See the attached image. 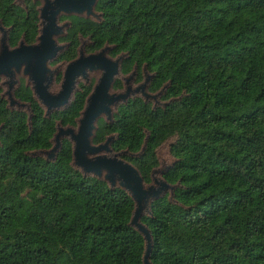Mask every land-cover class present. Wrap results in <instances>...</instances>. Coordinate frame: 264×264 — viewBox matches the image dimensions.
Wrapping results in <instances>:
<instances>
[{
	"label": "trees",
	"instance_id": "1",
	"mask_svg": "<svg viewBox=\"0 0 264 264\" xmlns=\"http://www.w3.org/2000/svg\"><path fill=\"white\" fill-rule=\"evenodd\" d=\"M0 0L9 44L31 41L35 3ZM100 21L71 17L66 39L87 36V50L104 43L123 52L120 71L152 73L147 89L166 86L162 106L139 97L117 106L111 122L98 119L92 141L114 133V150L148 182L154 150L174 137V158L162 178L177 183L172 199L150 203L140 221L151 235L152 264H264V0H99ZM89 86L63 110L43 116L29 90L15 92L31 108L9 110L0 99V264H141L143 240L129 225L133 207L69 165L62 138L53 160L46 149L55 120L74 125ZM146 131V135H145ZM145 138V139H144ZM144 140V141H143Z\"/></svg>",
	"mask_w": 264,
	"mask_h": 264
},
{
	"label": "water",
	"instance_id": "2",
	"mask_svg": "<svg viewBox=\"0 0 264 264\" xmlns=\"http://www.w3.org/2000/svg\"><path fill=\"white\" fill-rule=\"evenodd\" d=\"M93 1L43 0V6L40 8V18L43 19L41 34L37 37V42L30 45H25L22 41H19L16 47L8 48L5 42L7 30L2 31L0 35V76H4L5 80L1 84H5L7 88L5 93L8 96V104L6 106L11 108L13 103L21 107L24 106L31 116L27 104L18 103L11 92L13 85L16 83L14 75L23 67L22 73L26 75L27 81L30 82L38 104L45 109L46 116H49L51 112L63 110L69 105L73 93L77 89L75 83L78 75L81 74L86 79L85 68L101 71L91 91L84 99L78 116L74 119L76 122L75 129L72 127L65 129L58 127L51 138L54 144L48 149L47 157L44 159L53 160L60 147L61 139L65 138L70 142L71 159L69 165L72 168L78 170L82 176H92L104 181L109 188L122 189L130 197L133 204L128 223L141 235L143 240L141 264H152L149 260L152 246L151 235L148 228L140 221V217L150 214V203L165 194L163 190L168 186V182L161 179L162 186L157 189L152 185L145 186L135 166L121 157L122 154L127 156L138 155L143 148V144L138 154L131 155L127 153L126 148L119 152H112L110 146L112 140L110 138L97 145H93L91 142L98 116L104 112L108 113V104L115 102L116 111L117 106L127 99L126 94L120 96L107 94L113 76L119 73V63L122 56H116L113 59L105 56L107 45L94 53L87 55L80 53L79 57L65 64L58 90L56 92L49 90L55 71H50L46 63L48 60L53 59L56 52L61 49L54 40V36L61 33V26L57 25L56 16L60 11L66 13L85 11L90 13L94 5ZM165 86L166 83L160 86L159 91L161 94ZM0 96L3 97L2 93ZM119 97L122 98V102L117 104ZM166 102L164 101L163 105ZM153 107L155 106H151V108ZM30 116L28 118L29 126ZM58 124H60V121H58ZM29 154L36 155L35 151ZM102 174L103 176H101ZM174 184L177 186V183ZM176 186L173 185L174 188ZM167 199L171 200L172 194L171 199L168 197Z\"/></svg>",
	"mask_w": 264,
	"mask_h": 264
},
{
	"label": "rangeland",
	"instance_id": "3",
	"mask_svg": "<svg viewBox=\"0 0 264 264\" xmlns=\"http://www.w3.org/2000/svg\"><path fill=\"white\" fill-rule=\"evenodd\" d=\"M12 1L16 5H18L20 7L23 6L24 0H12ZM42 1L43 0H36L38 5H40L39 3H41ZM98 1L99 0H94L93 1L94 5H93L90 13H87L85 11L80 12V13H75V12L66 13L64 11H60L57 14V16H56L57 20H58L57 21V25L61 26V33H59L58 38L62 34H64L65 31H67V28L69 26V22H70V18L71 17L79 16V17L87 18L89 20H94V21H97V22L100 21L102 19V13L95 8L96 3ZM6 30L8 31V25H3L0 22V35H1L2 31H6ZM108 47L110 48V46L107 45V48ZM107 48L105 49L106 50V54L105 55H107ZM116 56H122L123 57L124 53H120V54H118ZM116 56H111L112 57L111 59L115 58ZM56 59L57 58H55L54 60H52L50 62V64H49L50 67H53L56 64ZM49 70L53 71V68H49ZM84 72L86 73V79L83 77V75H81V74L78 75L77 80H76L77 82L75 83V86H77V83L78 84H83V85L90 83L91 85H93L94 82L96 81V79L99 77V74H100L101 71L98 70V69L91 70V68H85ZM60 76H61V69L58 71V73H56V72L53 73V81H52L51 86L49 88V90L51 92H56L58 90V86H59L60 79H61ZM139 76H140V79H137V76L135 74V69L134 68H131L126 73H121L120 70H119V73H117V74H115L113 76V79H112V81L110 83V86H109V88L107 90V94L114 95V96L115 95L120 96L122 94H126L127 98L133 97V96L134 97H139V98L145 100L146 102H148L150 106H162L163 103H164V100L161 98V92L159 91L160 87L157 90H155V91H149L147 89L151 73L149 71H147L144 67H142L140 69ZM24 78L25 77L22 76L21 74H16L15 75V80H19V79L24 80ZM3 80H4V78L0 77V82L1 81L3 82ZM15 87H16V84L13 85V88L11 90L12 94H13V91H14ZM6 90H7V88H6L5 84L0 86V93H2L3 98L8 103V96L5 93ZM13 98H15L14 95H13ZM121 102H122V98L119 97L118 100H117V104H119ZM38 106L41 108L43 116H46L45 109L42 106H40V105H38ZM11 107L14 108V109L15 108L16 109H20L21 111L24 112L26 126H27V129H29V124H28L29 119L28 118L30 116V113L28 114V112L26 111L24 106L21 107V106H16V105L12 104ZM108 108H109L108 113H106V112L101 113L98 116V119H102L105 122H110V121L113 120V115L116 112L115 111V102H112V103L108 104ZM58 127L62 128V129H65V128H68V127H72L73 129H75L76 122L74 121V125H68V124H61V123L58 124V120H55V122H54V132L57 131ZM94 131H95V129H94ZM145 135H146V133H145ZM114 136H115L114 133H106L101 141H99L97 143H94L92 141V138H91V142H92L93 145H97L99 143H103L108 138L113 140ZM51 138H52V136L49 139L50 146L48 148H46V149H35V150L29 151L28 153H30L32 151H35L36 155H40L42 158H46L48 149H50L53 146V144H54V142H53V140ZM173 141H174V137H168L167 139H165L163 142H161L155 148L154 153H155L157 164L149 171V175H148L149 181L148 182L144 181L145 186L152 185L155 189L160 188L162 186L161 183H160V180L163 179L162 178V174L174 161V158L171 156V154L169 152V145ZM110 146H111V144H110ZM111 149H112V152H119V151L124 150L125 148L114 150L112 148V146H111ZM127 151H128L127 153H130L131 155H136V154L139 153L140 149L135 151V152H132V151H129V150H127ZM101 176H103V174ZM173 185L176 186V184H169L168 183V186L163 190V193H165L167 195V197L170 198V199H171L172 190L174 188Z\"/></svg>",
	"mask_w": 264,
	"mask_h": 264
},
{
	"label": "flooded vegetation",
	"instance_id": "4",
	"mask_svg": "<svg viewBox=\"0 0 264 264\" xmlns=\"http://www.w3.org/2000/svg\"><path fill=\"white\" fill-rule=\"evenodd\" d=\"M25 1L26 0H24V2H23V6H21V8H24V3H25ZM30 2H32V3H35V10H36V12H37V14H36V18H37V20H36V22H35V31H34V33H33V36H32V39H31V41H27L26 39H25V37H24V33H20L19 34V36H18V38L15 40V42L13 43V44H9V31H10V29H11V26L10 25H8V31L5 33V42H6V44H7V46H8V48H12V47H16L17 45H18V42L19 41H22L23 42V44H25V45H30V44H33V43H36L37 42V37L41 34V28H42V25H43V19H41L40 18V8L43 6V1L41 2V3H39L40 5H38V3L36 2V0H30ZM12 3L13 4H15L13 1H12ZM16 5V4H15ZM18 6V5H17ZM20 7V6H19ZM75 17H79V16H75ZM80 18H83V17H80ZM83 19H87V18H83ZM89 20V19H88ZM58 21V20H57ZM56 21V22H57ZM90 21H93V22H95L94 20H90ZM0 22H1V20H0ZM2 23V22H1ZM40 26V27H39ZM71 26V21L69 22V26H68V28H67V31H68V29H69V27ZM67 31H65L64 32V34H62L59 38H58V36H59V34L58 35H55L54 36V40L56 41V44L57 45H59L60 47H61V49L60 50H58L57 52H56V55H55V57L53 58V59H50V60H48L47 61V63H46V66H47V68H53V71H55L56 73H58V71L61 69V76H60V78H62V72H63V69L65 68V64L66 63H68L69 61H71V60H73V59H76L77 57H79V55H80V53H82L83 55H87V54H90V53H94V52H96V51H98L101 47H103L104 45H108V44H106V43H104L100 48H98V49H91V50H87V47L91 44V40H90V38H89V35H87V36H83V35H81V34H79V33H77V35H76V46L74 47V54H73V56L72 57H70V58H59V56H60V54H62L63 52H65V51H67V53H69V47L71 46V42H72V39H66L65 37H66V35H67ZM59 40V41H58ZM109 46V45H108ZM110 49V48H109ZM109 49L107 50V55H105V56H107V57H109V58H112L111 56H116V55H118V54H120V53H123V52H119V53H117V54H115V55H110L109 54ZM106 54V53H105ZM125 56H123L121 59H120V62H121V60L124 58ZM55 58H57L56 59V64L53 66V67H50V62L52 61V60H54ZM54 64V63H53ZM131 68H134L135 69V65H132V67ZM142 68V67H141ZM140 68V69H141ZM22 69H23V67H21L20 68V70H19V72L18 73H16V74H21L22 76H24L25 78H24V80H22V79H19V80H16V87L14 88V91H13V95L15 96V92H16V90L18 89V87L20 86V84L22 83V85L24 86V87H26L28 90H29V93H30V96H31V98L36 102V104L37 105H39L38 104V102H37V100H36V98H35V95L33 94V91H32V88H31V86H30V82L29 81H27V77H26V75H24L23 73H22ZM119 70H120V63H119ZM54 72V73H55ZM121 72V71H120ZM122 73V72H121ZM140 73V72H139ZM15 74V75H16ZM135 74H136V71H135ZM15 75H14V78H15ZM136 76H137V74H136ZM151 76H152V73H151ZM150 76V77H151ZM0 77H3L4 78V80H5V77L4 76H0ZM150 79V78H149ZM3 80V81H4ZM60 81H61V79H60ZM2 82V81H1ZM1 82H0V86L2 85L1 84ZM81 85H83V84H78L77 83V89H76V91L73 93V97H72V99H71V101L73 100V98H74V95H75V93L77 92V91H79L80 90V86ZM51 86V85H50ZM84 86H89V90L87 91V93L85 94V96H84V98H83V102H84V99L86 98V96L89 94V92L91 91V88H92V86L93 85H91L90 83L89 84H84ZM50 88V87H49ZM1 94V93H0ZM134 97V96H133ZM133 97H129V98H133ZM0 99H2L3 101H4V103H5V107L7 108V109H9V110H17L16 108L14 109V108H8L6 105L8 104L6 101H5V99L3 98V97H1L0 96ZM16 101H18V103L19 102H23V103H25V104H27V109L31 112V108H30V103L28 102V101H25V100H21V99H19L17 96H15V98H14ZM70 101V102H71ZM70 104V103H69ZM13 105H16V106H18V104H16V103H13ZM17 111H21V110H17ZM23 112V111H22Z\"/></svg>",
	"mask_w": 264,
	"mask_h": 264
}]
</instances>
